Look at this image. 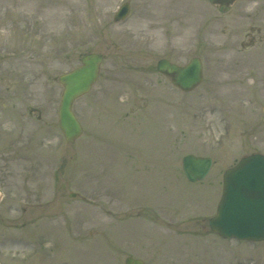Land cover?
<instances>
[{"label": "rangeland", "instance_id": "rangeland-1", "mask_svg": "<svg viewBox=\"0 0 264 264\" xmlns=\"http://www.w3.org/2000/svg\"><path fill=\"white\" fill-rule=\"evenodd\" d=\"M123 1L0 0V262L264 264V241L208 224L225 170L264 153V50H229L241 22L219 10L210 22L209 0H128L115 22ZM88 52L105 60L74 104L84 132L71 143L58 76ZM193 56L204 80L191 92L157 70ZM189 153L214 159L201 181L183 171Z\"/></svg>", "mask_w": 264, "mask_h": 264}, {"label": "water", "instance_id": "water-1", "mask_svg": "<svg viewBox=\"0 0 264 264\" xmlns=\"http://www.w3.org/2000/svg\"><path fill=\"white\" fill-rule=\"evenodd\" d=\"M220 3L225 11L235 0H210ZM129 4L123 5L115 20H121L129 13ZM103 55L87 53L81 58V65L59 76L63 84L59 105V126L65 139L74 142L83 132L73 103L89 92L97 81ZM157 68L171 77L172 82L184 91L193 90L203 79V64L197 57L186 65H178L166 58L158 61ZM212 166V158L187 154L183 157V169L190 181L205 178ZM71 195H75L72 193ZM211 228L225 237L264 240V154L252 153L244 156L224 174V187L217 213L209 220ZM125 264H144V260L128 256Z\"/></svg>", "mask_w": 264, "mask_h": 264}, {"label": "flooded vegetation", "instance_id": "flooded-vegetation-1", "mask_svg": "<svg viewBox=\"0 0 264 264\" xmlns=\"http://www.w3.org/2000/svg\"><path fill=\"white\" fill-rule=\"evenodd\" d=\"M225 13H228L229 18L231 17L230 21L238 20V22H241L238 29L231 28V31L227 33L226 47L233 46L229 50L234 49L236 53L242 54L244 57L256 56L263 53L264 0H238L235 1ZM222 14H224V12H222ZM229 27L230 24L227 23L225 28L228 30ZM238 39L240 41L236 44ZM222 46L224 47V44H222ZM237 46L238 48L235 49ZM254 66H256V64L251 65L250 63L248 67L252 69ZM26 212L27 211L24 209L22 213L18 214L12 221L21 220L20 218L24 216Z\"/></svg>", "mask_w": 264, "mask_h": 264}]
</instances>
